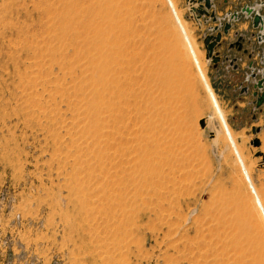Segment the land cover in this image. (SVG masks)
<instances>
[{
  "label": "rangeland",
  "instance_id": "rangeland-1",
  "mask_svg": "<svg viewBox=\"0 0 264 264\" xmlns=\"http://www.w3.org/2000/svg\"><path fill=\"white\" fill-rule=\"evenodd\" d=\"M129 2L124 51L170 55L182 77L185 105L172 120L154 112L139 123L132 107L116 119L108 83L117 74L143 89L147 58L137 75L114 65L123 72L106 74L107 86L97 81L98 0H0L6 262L251 264V236L264 264V105L254 97L264 44L242 17L216 47L220 61L207 63L205 40L219 22L199 26L187 0ZM256 2L215 0L216 16Z\"/></svg>",
  "mask_w": 264,
  "mask_h": 264
},
{
  "label": "bare ground",
  "instance_id": "bare-ground-1",
  "mask_svg": "<svg viewBox=\"0 0 264 264\" xmlns=\"http://www.w3.org/2000/svg\"><path fill=\"white\" fill-rule=\"evenodd\" d=\"M129 1L130 0H98V8L97 11L95 12L97 16L95 22V32H96L95 37L98 39L96 42L99 43V45L103 50L102 51L103 56L100 57V62H99L100 67L98 69L99 75L97 76V81L105 86H107V81L105 79L106 74L112 75L113 73L114 75V73L116 74V71H121L122 73L124 69H125L124 73L129 71L131 74V72L135 71L134 69H137V68L133 69L134 65L138 63L139 60H143L146 57L145 54L147 51L144 53V50L142 48L141 50L139 49V51H137V49L135 48L136 51L133 50L128 55L124 51V47H126L127 49V45L131 41L130 39H128L130 36L128 34V29H129L128 26L130 24L129 22L131 21V16L133 15V12H132L131 3ZM131 39H133L134 41V38ZM162 44L163 45H160L161 48L168 49V46L166 47L164 43ZM164 54H166V52ZM147 56L149 58V56L152 55L149 54ZM155 56L158 57L159 59L158 61L157 60L155 61V59L154 60L148 59L147 57L146 58L151 61H148L147 59L146 60L144 59L145 61L143 60L144 63L140 61L141 63H143L142 66H144L143 73L140 72V74L141 73L143 74V76H141L143 77L142 79H144L142 80L140 78V80L144 82V84L140 83V85L143 86V89L139 88V90L137 89L138 90L137 91L135 90V88H133L134 87L133 85H135V83L137 85L138 83V78L134 80V78L137 77L136 76L137 71L134 72L136 73V75L132 73V75L133 74L135 75V77L133 75L134 77L133 80L136 81L133 82L134 84L131 83L132 81L131 80L129 81L128 79H126V83H124V81L121 80L117 76V74L114 75L112 77L111 82L108 83L109 91L111 95L110 104L113 107L115 114L117 113V115H115L116 119L123 121L124 118H128L130 114L133 113V111L131 112L128 111L130 112V114L127 113L129 115L125 117V115H127L126 112L127 110H129L130 107H132V110L133 108L135 109L134 112H137V115L136 113L134 115L131 114V117L137 116L136 121L139 123L141 120L143 121L144 118L145 120L147 118L151 119L154 112H156L155 114L160 116L161 122L164 119L172 120L175 116H179V112H181L180 110L183 109L182 107L185 105V98L184 96H181L183 89L182 77H180L179 73L174 68L172 63V58L170 55H161L158 52L155 54ZM210 62H211V58L207 56V63ZM114 65L122 66L124 67V69L123 70L117 69L115 71L113 69ZM138 66L142 67L141 64L140 65L138 64ZM135 67H137V65H135ZM116 68L119 67L116 66ZM117 73L120 74V72ZM140 74H138V76ZM115 76H117V78ZM130 77L131 75L129 76V78ZM140 85L139 87H142ZM136 87L138 88V85ZM132 93L135 95L134 99L135 98H137V100L138 98L140 99L139 101L135 99L136 101L132 102L133 106H131V101H132L131 96L133 97ZM156 104H159V106L157 105L158 106L157 108L155 107ZM119 112L121 113V116L119 115ZM136 121H135V125H136ZM127 128L129 127L127 126ZM125 156L127 157V155ZM240 226H241L240 227L241 231L243 232L246 231L247 226H245L244 224H241ZM256 242L257 241L251 236L245 239L246 248L250 251L251 264H262L263 261L260 259V254H258L259 248H257ZM241 247L243 249V246ZM247 249L246 250L244 249V251L242 250L241 254L243 257L242 256L241 257L243 258V261L244 259L246 261V258H244L245 251H247L246 253H249ZM248 258L249 257H247V259ZM241 264L244 263L241 262Z\"/></svg>",
  "mask_w": 264,
  "mask_h": 264
},
{
  "label": "water",
  "instance_id": "water-1",
  "mask_svg": "<svg viewBox=\"0 0 264 264\" xmlns=\"http://www.w3.org/2000/svg\"><path fill=\"white\" fill-rule=\"evenodd\" d=\"M191 9V14L193 19L200 26L202 25V19L206 17V20H213L214 22H219V25L216 27H211L210 31L213 33L217 32L216 35L208 36L205 40L206 48H207V56L211 58V61L214 63H218L220 58L216 56V47L221 44V39L223 35L229 34V32L236 27V24L241 21L242 17L250 19L252 22V27L256 30H259L258 33V43L262 44L264 41V14H262L261 10L264 7V3L259 5H246L241 10H237L233 13L227 14L225 18H220L216 16V3L215 0H187ZM206 22V21H205ZM219 31V32H218ZM255 36V34H254ZM244 37L239 36L238 40L233 47L236 46L238 50H241L243 47V39ZM255 68L253 67V70ZM256 70V69H255ZM263 77L260 80L255 82V89L257 92L254 93L255 97V105L256 108H260L264 105V71H261ZM255 77L256 75L253 74ZM202 128H205V121L202 120L200 122ZM259 141L256 140L254 142L255 146H259Z\"/></svg>",
  "mask_w": 264,
  "mask_h": 264
},
{
  "label": "built area",
  "instance_id": "built-area-1",
  "mask_svg": "<svg viewBox=\"0 0 264 264\" xmlns=\"http://www.w3.org/2000/svg\"><path fill=\"white\" fill-rule=\"evenodd\" d=\"M261 3H264V0H259V2H256V3H253L252 5H250V6H254V5H259V4H261ZM247 5H249V4H247ZM246 6V5H245ZM262 14H264V8L262 9ZM254 29V28H253ZM254 30H256V29H254ZM256 38H257V40H258V33H259V30H256ZM262 44H264V41H263V43ZM257 70V69H256ZM1 236H2V233L0 232V264H9L8 262H6V260H5V255H6V251H5V249H7L6 247V245H5V243L6 242H4L3 240H2V238H1Z\"/></svg>",
  "mask_w": 264,
  "mask_h": 264
},
{
  "label": "crops",
  "instance_id": "crops-1",
  "mask_svg": "<svg viewBox=\"0 0 264 264\" xmlns=\"http://www.w3.org/2000/svg\"><path fill=\"white\" fill-rule=\"evenodd\" d=\"M235 12V11H234ZM233 13V12H232ZM237 25V24H236ZM239 33V32H238ZM237 34V31H235V29H232L231 32L227 35H223L224 38H228L231 37L233 35V37H235V35ZM230 40H232V37L230 38Z\"/></svg>",
  "mask_w": 264,
  "mask_h": 264
},
{
  "label": "flooded vegetation",
  "instance_id": "flooded-vegetation-1",
  "mask_svg": "<svg viewBox=\"0 0 264 264\" xmlns=\"http://www.w3.org/2000/svg\"><path fill=\"white\" fill-rule=\"evenodd\" d=\"M258 2H259V0H258ZM243 7H244V6H243ZM243 7H242V8H243ZM242 8H241V9H242ZM250 24H251V26H252V22H251V21H250ZM230 32H231V31H230ZM230 32H229V33H230ZM222 39H223V38H222ZM222 39H221V41H222ZM221 43H222V42H221Z\"/></svg>",
  "mask_w": 264,
  "mask_h": 264
}]
</instances>
